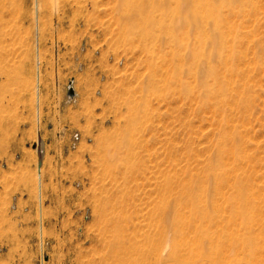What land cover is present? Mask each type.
Segmentation results:
<instances>
[{
    "label": "rangeland",
    "instance_id": "1",
    "mask_svg": "<svg viewBox=\"0 0 264 264\" xmlns=\"http://www.w3.org/2000/svg\"><path fill=\"white\" fill-rule=\"evenodd\" d=\"M248 1L227 38L244 108H226L246 159L225 169L241 179L251 230L205 237L163 219L179 181L214 194L220 114L192 100V20L185 58L169 62L164 40L147 53L125 39L121 0H0V264H264V0ZM225 183L220 207L235 179Z\"/></svg>",
    "mask_w": 264,
    "mask_h": 264
},
{
    "label": "bare ground",
    "instance_id": "2",
    "mask_svg": "<svg viewBox=\"0 0 264 264\" xmlns=\"http://www.w3.org/2000/svg\"><path fill=\"white\" fill-rule=\"evenodd\" d=\"M121 1L119 10L122 15L118 17L117 21L118 23H123L122 33L125 39L131 41L136 38L142 44L143 49H146L147 53L151 52V48L159 39L164 40V47L168 49L169 54V58L165 60H169V62L174 57L178 61H183L185 58L186 45L182 28L188 18L192 20V23L196 26L195 38L197 40V46L190 52V72L194 79V87L190 88L192 100L196 102L197 109L208 107L211 108L213 113L220 114V129L215 145V160L206 165V170L210 171V175L206 180L213 179L214 194L208 200L210 194L208 186L200 185V182L195 184V188H198L195 193L193 184H182L179 181L177 184L182 186L181 191L175 196L176 198L172 205L167 202V206H170L171 208L169 209L172 210L164 214L163 219L167 223L168 215L171 213L173 214V219L171 220L172 223L168 225H172L173 229H179L186 225L187 228L194 227L191 230L195 232L197 231V226H199L203 228L201 233L205 237L208 236V230L212 227L222 229L223 233L228 232L232 225L241 226L245 234H248L251 230V225L248 222V202L244 187H242L240 182L236 184V181H241V179L236 173L226 170L225 166L230 158L233 159L236 168L239 165V161L242 162L246 159L243 136L237 126L228 124L229 117L226 118V108L238 113L239 111L236 107L239 104L240 106L244 104L245 100L243 89L239 91L238 81L234 79L237 75L234 73H237L239 69L235 68L236 62L234 64V61L239 53L233 48L234 44H228L227 38L231 35V37H234L232 38L234 42L238 39L240 34L237 33L236 30L238 29L233 26L234 24L230 23V18L241 15L244 6L249 4V1L192 0V9L187 15L183 11V4L186 0ZM250 2L253 5V0H250ZM205 24L210 25L208 29ZM153 30L158 31L157 34ZM206 46L210 48L208 49L209 51H206ZM169 62L167 63L169 64ZM239 73L241 74V71ZM172 76L175 78L177 73ZM182 83L185 84L184 82ZM183 88L185 92H188L189 89L186 85ZM242 107L244 108L243 105ZM232 176L235 179V183L231 185V192L225 197L226 205L220 207L214 198L218 197V195H224L222 190L223 187L225 188V181H228ZM222 211H226L227 215L224 216L223 214L225 213H222ZM237 218L241 220L238 224H235Z\"/></svg>",
    "mask_w": 264,
    "mask_h": 264
},
{
    "label": "water",
    "instance_id": "3",
    "mask_svg": "<svg viewBox=\"0 0 264 264\" xmlns=\"http://www.w3.org/2000/svg\"><path fill=\"white\" fill-rule=\"evenodd\" d=\"M69 94L70 95H73L74 94V91H73V89L71 87H69ZM38 156H39V159L41 160V158H42V150H41V147L38 150Z\"/></svg>",
    "mask_w": 264,
    "mask_h": 264
}]
</instances>
